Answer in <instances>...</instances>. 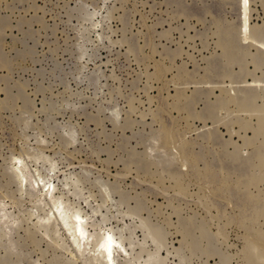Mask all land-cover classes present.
<instances>
[{
	"label": "rangeland",
	"instance_id": "obj_1",
	"mask_svg": "<svg viewBox=\"0 0 264 264\" xmlns=\"http://www.w3.org/2000/svg\"><path fill=\"white\" fill-rule=\"evenodd\" d=\"M261 44L264 0H0V264H264Z\"/></svg>",
	"mask_w": 264,
	"mask_h": 264
},
{
	"label": "bare ground",
	"instance_id": "obj_2",
	"mask_svg": "<svg viewBox=\"0 0 264 264\" xmlns=\"http://www.w3.org/2000/svg\"><path fill=\"white\" fill-rule=\"evenodd\" d=\"M225 40H227V39H225ZM224 43H226V41ZM227 43H229V44H228V47L226 48L227 51L226 50L225 51L228 52V54H229L230 53V49L232 48V46H230V48H229V45H232V44H230L231 42H227ZM236 50H235V53H236ZM258 51H263V53H264V44H261L260 47H258ZM261 55H263V54L261 53ZM230 57H232V55ZM260 84L261 83H260L259 80L254 79L252 83L249 82L248 88L253 90V89H256V87H259V86L260 87H263V85L262 84L260 85ZM224 90L226 91L227 89H224ZM223 92L224 91H222V93ZM250 92L251 93L250 94L248 93V95H247V102H246L247 103V108H248V106L251 105V103H253V101L256 102V100H258V98H259V95L258 94H255L256 92L255 93H253V91H250ZM227 93H228V91H227ZM224 94H225V92L222 95H224ZM224 98H226V100H225L226 102H229L231 100L230 97H224ZM242 98H243V96H242ZM242 101H243V99H242ZM239 102H241V101H239ZM244 103H245V101H244ZM241 104H243V102H241ZM236 105H238V104H236ZM258 111H259L260 114L258 115V121H257L258 122V129L257 130H258V133L261 135V133L263 134V132H264V107L263 106L262 107H259V110ZM255 118H257V117H255ZM245 129H247V128H245ZM251 130H254V129H251ZM253 132H255V131H253ZM255 140H256V138H255ZM256 158H258V157H256ZM257 160H259V159H257ZM48 193L49 194L51 193V189L50 188L48 190ZM55 209H56L55 210L56 211L55 212L56 218H58V220L70 232L71 236L73 237L74 244L79 249V251L80 252H83L84 247L87 246V245H89V243H88L89 240H88V242L85 240V237L87 236V230L85 228L83 219L81 218L80 215L78 216V215L70 214L68 211H66L62 207H60V205L58 203H56ZM117 245H118V242L114 239V236L112 235V233L105 232L103 234L102 238H100V241L98 243H96V245H95V247H96V252L95 253L97 254V257L101 259L102 264H114L115 263V257H116L115 256V253H116V250H117ZM256 245H257V247H260L261 246V247L264 248V236H262L261 238H259L257 240Z\"/></svg>",
	"mask_w": 264,
	"mask_h": 264
}]
</instances>
